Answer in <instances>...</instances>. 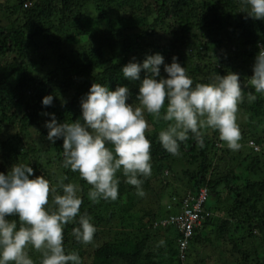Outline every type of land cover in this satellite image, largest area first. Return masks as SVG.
<instances>
[{"label": "trees", "instance_id": "trees-1", "mask_svg": "<svg viewBox=\"0 0 264 264\" xmlns=\"http://www.w3.org/2000/svg\"><path fill=\"white\" fill-rule=\"evenodd\" d=\"M26 1L0 2V173L7 174L16 163H27L34 172L30 179L43 175L55 185L66 176L65 183L80 185V212L92 218L97 231L91 243L80 245L71 235L76 225H67L64 246L66 251L76 247L83 264H195L192 248L194 243L207 244L203 235L207 228H214L216 243H232V252H239L245 261L241 264H246L245 241L259 240L264 247V97L257 94L255 102L240 105L244 125L239 127L240 148L235 151L219 139L218 132L207 130L203 148L190 138L181 144L180 154L172 156L158 141L166 124L146 116L151 126L146 138L152 143V169L142 186L148 187L150 179H160L167 172L183 181L185 191L173 193L178 203L171 204L170 211L165 206L161 211L159 206L139 210L136 224H129L126 211L142 206L145 191L143 198L137 195L135 187L118 174L117 200L93 204L87 195L90 186L62 168L63 140L47 141L49 117L42 113H54L58 123L73 122L81 115L80 101L93 83L113 91L126 86L131 93L128 103H135L140 81L123 78L121 69L156 53L165 64L177 57L194 84L234 72L245 91L254 92L247 78L253 75L256 55L264 49V21L246 18L237 0H33L31 6ZM93 14L101 25L96 31L83 25ZM11 17H16L13 26L6 27L3 20ZM72 25L78 26V33L67 41ZM44 46L50 49L47 57L42 54ZM140 76L142 81L146 74L142 71ZM161 76L166 78L163 65ZM48 95H53V104L42 107ZM179 169L182 177L176 173ZM203 189L206 209L212 214L195 230L186 259L179 261L176 228H153L152 223L177 213L184 196ZM219 196L224 208L215 199ZM136 197L135 207L124 210ZM115 217L121 228L107 229ZM251 263L264 264V259Z\"/></svg>", "mask_w": 264, "mask_h": 264}, {"label": "clouds", "instance_id": "clouds-1", "mask_svg": "<svg viewBox=\"0 0 264 264\" xmlns=\"http://www.w3.org/2000/svg\"><path fill=\"white\" fill-rule=\"evenodd\" d=\"M237 3L246 18L264 21V0ZM162 65L166 78L161 76ZM142 71L146 76L141 81ZM252 72L248 84L254 92H246L234 72L194 84L177 57L165 64L161 54L149 55L121 69L123 78L140 81L136 103H128L126 86L113 91L93 83L80 101L81 116L75 122L58 123L54 113H42L49 117L46 139L50 144L63 140L61 166L90 186L87 195L93 204L117 200L118 174L143 196L144 178L152 169L146 116L166 124L158 141L172 156L179 155L181 144L190 138L203 148L207 130L218 132L228 149L238 150L240 105L255 102L257 94L264 97V49L256 55ZM53 99L45 96L42 107L52 106ZM33 175L27 163L0 173V264H36L29 249L39 253V264H83L78 251L68 252L64 246L67 225H76L71 235L80 245L91 243L97 231L92 218L80 212V185L65 183L66 176L53 185L43 175L30 179Z\"/></svg>", "mask_w": 264, "mask_h": 264}, {"label": "rangeland", "instance_id": "rangeland-1", "mask_svg": "<svg viewBox=\"0 0 264 264\" xmlns=\"http://www.w3.org/2000/svg\"><path fill=\"white\" fill-rule=\"evenodd\" d=\"M5 1L6 0H0V2H2V3H4ZM13 2H15V0H8L9 5L13 4ZM26 2H27L26 6H31V3L33 2V0H28ZM95 17H96V14H93V17L91 19V21L93 22L92 24L90 23L91 21H88V22L83 21V23H84L83 25L86 29L91 30V31H96V30L101 28V25H98L95 23V20H94ZM15 18L16 17H11V19L8 18V19L3 20L6 27H12L13 26L12 20H14ZM76 32L78 33V26L77 25H72L71 27H69L67 29V35L69 37V40H67V41L73 40L72 37H73V35H75ZM70 38H72V39H70ZM38 54H41V52L38 51ZM42 54L45 57H47L50 54V49H48L46 46H44L42 49ZM36 60H37L36 65H39L40 59L36 58ZM48 61L50 64H52L51 56H50V58H48ZM249 78H247V84H248ZM11 83H12V85H15L16 81L12 80ZM78 118H75V120H77ZM75 120L73 122H75ZM237 123H238L239 127H241V125H244L243 124L244 119H243V117H241V112H239V111L237 113ZM150 130H151V126L146 131V133H149ZM210 131H212V130H210ZM211 133H209V134H211ZM180 171H181V169L177 170L176 173L180 177H182V174ZM147 186L149 187L148 192H146L148 187L142 186V191H145V193H146V198H145V200L143 199L144 202H143L142 206L135 207L134 201H138V197H136V198L132 199L131 201H129L128 203H126V206H124V208H123L125 210L126 207L127 208L128 207L129 208L135 207L132 210L126 211L128 214L126 217L127 218L129 217V224L130 223L133 224L134 222H135V224L137 223L135 221V218H138V214L140 213L139 210L151 211V210H156L157 207L159 206V210L161 211L162 208L164 209V206L167 207L168 205L178 203V199L173 196V195H175V194H173L174 192L179 193V195H183L184 191H185L183 189V181L180 182V180H178L177 177H175L173 174L167 173V172H164L163 176L160 179H155V178L150 179V182H149V184H147ZM159 197H161L160 200H159ZM142 198H143V196H142ZM157 199H158V201H157ZM215 199L218 203H220L219 205L222 208H224V202H223V200H221L222 196H219V198L216 197ZM219 214H223V210H220L218 215ZM218 215H216V216H218ZM219 217H221V216L219 215ZM120 222L121 221L116 219V217L113 218L111 220V222L109 223L107 229H111V230L120 229L121 228ZM209 229H211V231H208ZM214 232H215L214 228H207V230H205V233H203L204 237H206V239H208L206 245H202V242L194 243L192 251H193L194 256L195 255L196 256L194 257V260L192 261V263L196 262L195 264H241L244 257L237 251L232 252V243H228V242L216 243L214 241V237H213ZM209 240L211 241V244L208 242ZM242 250H243V253H246V255H247V256L245 255V257H248V261L246 262V264H252L251 262L257 263V261H262L264 259V247L262 245V242H260L259 240H255V241L247 240V241H245V245H244V247H242ZM254 250L258 251L257 255L253 253ZM71 251H78V250L76 249V247H73V248H70L68 250V252H71ZM29 255L36 262V264H39V253L35 252L34 250L29 249ZM190 262H191V260H190ZM179 264H184V263L180 262Z\"/></svg>", "mask_w": 264, "mask_h": 264}, {"label": "built area", "instance_id": "built-area-1", "mask_svg": "<svg viewBox=\"0 0 264 264\" xmlns=\"http://www.w3.org/2000/svg\"><path fill=\"white\" fill-rule=\"evenodd\" d=\"M207 191L200 190L196 195H186L181 199L178 207V212L167 216L159 222H153L152 227L174 226L178 231L180 238L178 239V258L179 261L186 259V251L193 238L195 230L201 227L202 223L211 217L207 211L205 202ZM172 210V206H167V211Z\"/></svg>", "mask_w": 264, "mask_h": 264}]
</instances>
